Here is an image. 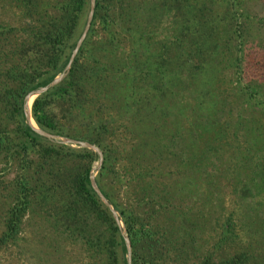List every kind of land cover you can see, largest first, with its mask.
Wrapping results in <instances>:
<instances>
[{"label":"trees","instance_id":"obj_1","mask_svg":"<svg viewBox=\"0 0 264 264\" xmlns=\"http://www.w3.org/2000/svg\"><path fill=\"white\" fill-rule=\"evenodd\" d=\"M10 1H14L22 19L27 18V21H21L20 26L0 23V75L11 82L0 87V106L8 117L14 119L11 131L0 123V151H4L5 158L15 162L12 177L6 182L0 179L4 195L8 196L0 222V247L16 237L21 216L31 205L39 202L45 206L43 210L47 217L62 227L69 238H82L88 250V264H101V253L102 264H127L124 235L130 247L129 264H183L169 257V251L180 246L179 241L169 228L157 227L152 214L156 209L150 206L147 215H142L122 206L104 188L101 179L107 175L111 164H117L119 167L115 168V172L119 173L122 184L133 188L135 197L146 200L151 196L150 179L154 176L151 164L157 167L163 153L153 158L143 154V147L148 142L150 145L159 142L164 145L165 151L181 157L178 154L179 142L175 137L178 135L175 122L181 117L186 122L189 121L188 117L193 121L201 106L206 107L207 102H213L216 98H213L211 75L206 73L205 67V61L217 45L215 40L210 38V33L203 32L202 35L200 31L194 46L195 58L185 54L173 61H163L153 50L134 54L130 61L124 62L128 74H133L131 77L135 80L142 79L145 84H148L149 77L155 76V84H135L133 89L122 91L121 77L114 72L117 65L121 66L123 62L118 63L112 57L103 61L105 54L115 55L117 44L111 39L115 40L117 34L106 32L101 45L100 66L96 64L97 57L91 53L88 42L93 24L100 22L104 30L108 27L111 22L108 9L114 0H94L88 28L69 68L56 83L33 97L29 113L38 128L58 136L84 140L100 148L101 160L93 179L116 211L118 223L90 184L91 161L98 158L97 152L85 146L71 147L36 132L25 121L22 107L23 96L28 91L47 84L63 69L84 25L89 0H52L51 10L48 9V0ZM227 2L231 4L229 0L222 1V4L226 6ZM146 3L135 6L138 18L147 13ZM155 3L152 4L154 11ZM131 11V8L125 11V16L128 17ZM223 17L225 39L217 52L231 54L225 49L230 47L231 39H235L237 45L240 42L237 41V20L232 21L228 14ZM132 22L137 28L141 25L134 17ZM241 57L236 55L233 58L231 54L235 71ZM183 68L184 76L181 73ZM188 68L192 70L188 71ZM206 82H210L208 86L204 85ZM236 90L243 100L264 105V96L250 83H243ZM169 101L170 104H167ZM188 101H191L189 108ZM195 107L198 109L194 110ZM208 108L212 110L209 105ZM243 109L241 107L236 111V115ZM67 113L70 119L79 116L86 120L85 125H90L96 133L78 134L76 129L68 131L61 121ZM234 122L238 124L240 121ZM126 125L136 129L139 138L135 143L132 138L123 136H115L116 141L111 138L109 143H103L101 135L104 132L110 135L116 130L126 132ZM210 125L206 124L212 135L208 146L214 144L215 138V130ZM247 131L251 137L262 135L252 130L249 132V128ZM136 145L138 150L134 152ZM202 152L192 150L182 157V162L189 161L193 165ZM224 238L225 233L218 240ZM169 259L172 260L170 263ZM247 259L245 251H234L218 259L206 254L201 260L189 264H246Z\"/></svg>","mask_w":264,"mask_h":264},{"label":"rangeland","instance_id":"obj_2","mask_svg":"<svg viewBox=\"0 0 264 264\" xmlns=\"http://www.w3.org/2000/svg\"><path fill=\"white\" fill-rule=\"evenodd\" d=\"M154 1L155 11L152 8ZM222 1L224 0H114L108 9L111 19L108 27L104 30L100 22L93 24L88 42L91 44V53L97 57L98 66L101 65V45L106 32L117 34L115 40L111 39L117 44L115 55L105 54L103 61L112 57L118 63L123 62V65H117L114 72L121 77L122 91L133 89L135 84H155V76L149 77L148 84L142 79H133V74H128L124 65V62L130 61L134 54L142 50L155 51L158 59L163 61H173L185 54L195 58L194 46L200 31L202 35L203 32L210 33V38L213 37L217 44L216 50L205 61L206 73L211 75L213 98H216L213 102H207L206 107L201 106L197 115L194 112L193 116H196L193 121L188 117L189 121L186 122L181 117L175 122L178 132L175 137L179 142L178 154L181 157L165 151L164 145L159 142L151 145L148 142L143 147V154L153 158L163 153L160 159L162 161L157 167L151 164L154 172L150 179L151 198L140 200L135 197L133 188L122 184L119 173L115 172V168L119 167L117 164L110 165L111 171L101 181L112 198L122 206L142 215H147L150 206L156 209L152 214L157 227L169 228L179 241L178 249L169 251L170 258L189 264L201 260L206 254L218 259L226 253L245 251L248 255L246 264H264V105L243 100L236 90L239 85L250 83L264 96V0H229L231 4L227 2L226 6ZM48 2V9L51 10L52 0ZM144 2L148 4L147 13L138 18L135 6ZM130 8L132 11L127 17L125 11ZM225 14L232 21L237 20V41L240 42L237 45L235 39H231L230 47L225 49L233 58L236 55L242 56L236 71L231 64V54L217 52L225 39ZM132 17L141 23L138 28L132 22ZM21 21H27V18L22 19L20 9L14 5V1L0 0V23L20 26ZM191 70L188 68V71ZM181 73L184 76V68ZM199 75L198 78L203 83ZM210 82L204 85L208 86ZM4 83L11 82L6 76L0 75V87ZM131 96L128 97L129 101ZM33 97L34 94L29 98L32 100ZM188 103L189 108L191 101ZM241 107L244 109L236 115ZM196 109L198 108L195 107L194 110ZM67 116L61 121L68 131L76 129L78 134L96 133L90 125H85L86 120L79 116L70 119L68 113ZM235 120L240 122L236 124ZM31 122L33 123L32 119ZM0 123L9 131L14 125V119L8 117L1 106ZM205 123L216 124L210 125L215 130L214 144L211 146L207 142L212 141V135ZM247 126L249 132L252 130L262 135L257 137L252 134L251 137V133H247ZM131 129L126 125V132L116 130L111 135L104 132L101 135L103 143H109L111 138L116 141L115 136L132 138L135 143L139 136L135 128ZM68 145L80 146L75 143ZM137 145L134 152L138 150ZM192 150L196 153L200 150L203 152L195 158L193 165L189 161L182 162V157L189 155ZM99 164L98 158L91 161L90 174L95 175ZM136 166L135 164L134 167ZM14 169L13 159L5 158L4 151H0V179L8 181ZM4 193L0 183V222L8 200ZM159 194L162 196L159 197ZM44 208V205L36 202L21 216L16 237L0 247V264L89 263L88 250L82 238H69L62 227L47 217ZM223 233L225 238L218 240ZM171 261L169 259V263ZM102 262L101 253V264Z\"/></svg>","mask_w":264,"mask_h":264},{"label":"water","instance_id":"obj_3","mask_svg":"<svg viewBox=\"0 0 264 264\" xmlns=\"http://www.w3.org/2000/svg\"><path fill=\"white\" fill-rule=\"evenodd\" d=\"M93 5H94V0H89V8H88V11H87V15H86V18H85L84 25L82 27V30H81L79 36L77 37V39H76V41L74 43L73 48L71 49V51L69 53L67 62L65 63L63 69L59 73H57L47 84L38 86L37 88L28 91L23 96V104H22V107H23V113H24L25 121L36 132H38V133H40V134L48 137L49 139L61 141L63 143H68V144L75 143V144H78L80 146H85V147L91 148L92 150H94V151L97 152V155H98V164H99L100 159H101V151L99 150V148L96 145H94L93 143L84 141V140H79V139H74V138H69V137H62V136H58L56 134H52V133H49V132H46V131L41 130L40 128H38L34 124V122L33 123L31 122V116H30V113H29V106H30V104H27V100H28V98H29L30 95L34 94V96H35L39 92L45 90L48 86L56 83L64 75V73L67 71V69L69 68V65H70V63H71V61L73 59V56H74V54H75V52H76V50H77V48H78L81 40L83 39V37H84V35L86 33V30L88 28V25H89V22H90V19H91V15H92V11H93ZM89 180H90V184H91L92 188L94 189V191L96 192V194L99 196V198L102 200V202L104 204H106L108 206V208L110 209L113 218L117 222H119V220L117 218L116 211L112 208V206L109 204V202L107 201V199L104 197V195L101 193V191L97 187V185H96V183H95V181L93 179V175L92 174L89 175ZM124 242H125V247H126V251H127L126 260H127V264H129V251H130V247H129L128 239L126 238L125 235H124Z\"/></svg>","mask_w":264,"mask_h":264},{"label":"bare ground","instance_id":"obj_4","mask_svg":"<svg viewBox=\"0 0 264 264\" xmlns=\"http://www.w3.org/2000/svg\"><path fill=\"white\" fill-rule=\"evenodd\" d=\"M30 97V96H29ZM30 101H31V99L29 98L28 100H27V104H30Z\"/></svg>","mask_w":264,"mask_h":264}]
</instances>
